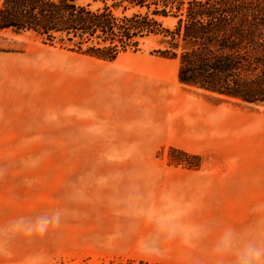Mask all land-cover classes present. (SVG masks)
Wrapping results in <instances>:
<instances>
[{
    "label": "rangeland",
    "instance_id": "rangeland-1",
    "mask_svg": "<svg viewBox=\"0 0 264 264\" xmlns=\"http://www.w3.org/2000/svg\"><path fill=\"white\" fill-rule=\"evenodd\" d=\"M114 12L121 16L134 11ZM161 21L168 27L174 23L171 18ZM159 48L158 38L149 37L138 51L120 53L109 62L57 40L0 32V182L37 183L68 193L96 189L94 178L103 167L195 164L231 167L239 172L237 178L264 182V105L181 85L177 61L153 52ZM95 122L133 123L139 133L135 140L132 135L100 133V128L91 134L88 126ZM65 206L72 212L73 202ZM81 206V238L73 239V221L67 217L65 248L48 247L52 254L40 261L0 264H109L153 258L147 252L151 248L106 238L107 222L98 225V238H91L87 219L92 205L83 201ZM40 242L45 247L48 239Z\"/></svg>",
    "mask_w": 264,
    "mask_h": 264
},
{
    "label": "crops",
    "instance_id": "crops-1",
    "mask_svg": "<svg viewBox=\"0 0 264 264\" xmlns=\"http://www.w3.org/2000/svg\"><path fill=\"white\" fill-rule=\"evenodd\" d=\"M89 124L91 134L100 128V133L132 135L135 140L139 133L133 123ZM101 170L94 178L96 189L68 193L37 183L0 182V261H40L52 254L48 247L65 248L67 217L73 221V239L81 238V204L87 201L92 205L87 219L91 238L97 239L98 225L107 222L106 238L151 248L147 252L153 258L142 261L240 264L241 253L258 249L261 257L254 264H264V182L237 178L239 172L227 166ZM68 201L73 202L72 212L66 209ZM41 239H48L45 247Z\"/></svg>",
    "mask_w": 264,
    "mask_h": 264
},
{
    "label": "trees",
    "instance_id": "trees-1",
    "mask_svg": "<svg viewBox=\"0 0 264 264\" xmlns=\"http://www.w3.org/2000/svg\"><path fill=\"white\" fill-rule=\"evenodd\" d=\"M0 32L57 40L109 62L157 37L163 48L153 52L177 61L181 85L264 105V0H0Z\"/></svg>",
    "mask_w": 264,
    "mask_h": 264
},
{
    "label": "clouds",
    "instance_id": "clouds-1",
    "mask_svg": "<svg viewBox=\"0 0 264 264\" xmlns=\"http://www.w3.org/2000/svg\"><path fill=\"white\" fill-rule=\"evenodd\" d=\"M260 257V250H246L240 255V264H254V261H258Z\"/></svg>",
    "mask_w": 264,
    "mask_h": 264
}]
</instances>
